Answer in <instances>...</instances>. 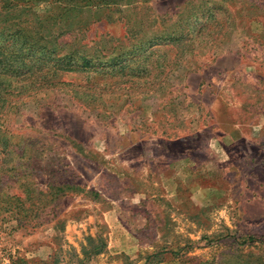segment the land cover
<instances>
[{
  "label": "rangeland",
  "instance_id": "1",
  "mask_svg": "<svg viewBox=\"0 0 264 264\" xmlns=\"http://www.w3.org/2000/svg\"><path fill=\"white\" fill-rule=\"evenodd\" d=\"M3 1L0 264H264V0Z\"/></svg>",
  "mask_w": 264,
  "mask_h": 264
},
{
  "label": "trees",
  "instance_id": "2",
  "mask_svg": "<svg viewBox=\"0 0 264 264\" xmlns=\"http://www.w3.org/2000/svg\"><path fill=\"white\" fill-rule=\"evenodd\" d=\"M3 2L4 1L2 0V3ZM8 7V3L3 4V6L0 7V10H6ZM25 31H27V27L21 26L20 24H15V27L0 26V75L15 71L16 73L19 72L20 75H23L27 72H32L33 69H38L39 66L45 67L49 66L51 63L53 66H51V68L54 69V73L86 70L88 68L104 66L101 63H94L87 54H83L81 56V62L77 63L73 60L71 51L66 53L56 52L55 47L57 44H60V42H54L52 45L50 40L46 41L42 36L33 39L30 35L26 34ZM29 51L33 54L30 56L31 59H27L30 54ZM35 51H37L36 55ZM116 62L117 60L113 58L108 65H114ZM142 70L143 69H141V72ZM137 86L140 85L137 84ZM58 185L60 190L80 187V185L71 184L66 181L61 182ZM1 195L5 196V193H0V196ZM7 197H10L9 194H7ZM12 197L15 198V201L21 200L18 194H14ZM17 207L18 206L16 205L15 208ZM259 241L264 244V237L259 238Z\"/></svg>",
  "mask_w": 264,
  "mask_h": 264
},
{
  "label": "crops",
  "instance_id": "3",
  "mask_svg": "<svg viewBox=\"0 0 264 264\" xmlns=\"http://www.w3.org/2000/svg\"><path fill=\"white\" fill-rule=\"evenodd\" d=\"M261 130V129H260ZM260 132V131H259Z\"/></svg>",
  "mask_w": 264,
  "mask_h": 264
}]
</instances>
